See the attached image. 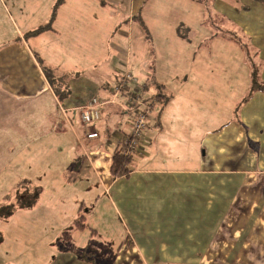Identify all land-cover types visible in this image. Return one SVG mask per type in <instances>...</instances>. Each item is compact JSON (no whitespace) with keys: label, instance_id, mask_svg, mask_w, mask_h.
Returning a JSON list of instances; mask_svg holds the SVG:
<instances>
[{"label":"crops","instance_id":"0c3cea01","mask_svg":"<svg viewBox=\"0 0 264 264\" xmlns=\"http://www.w3.org/2000/svg\"><path fill=\"white\" fill-rule=\"evenodd\" d=\"M153 1L64 0L51 21L58 0H0V209L20 186L39 190L32 209L0 223L25 212L27 228L41 217L52 237L70 233L48 264H99L100 243L116 245L110 264H264V89L246 99L254 71L264 88V0L233 12H258L239 28L256 52L248 74L208 71L199 58L194 69V56L176 85L149 79V42L131 32L137 21L151 28ZM188 1L205 11L213 2L229 21L235 11L227 0ZM125 74L150 111L129 174L114 179L113 157L132 132V94L114 97ZM226 97L230 107L217 104ZM94 100L105 104L100 120L84 127L81 112ZM242 204L250 212L234 215ZM81 216L87 227L76 231Z\"/></svg>","mask_w":264,"mask_h":264},{"label":"rangeland","instance_id":"374dc122","mask_svg":"<svg viewBox=\"0 0 264 264\" xmlns=\"http://www.w3.org/2000/svg\"><path fill=\"white\" fill-rule=\"evenodd\" d=\"M163 1L156 0L147 6V8H152L150 11L152 15V19H150L151 28L148 26L149 29H143L140 22L137 21L134 31L131 30L135 42L138 41V32L142 36L141 40L146 42L148 40L149 42H147V48L150 52L147 49L142 61H145L147 72L151 70L152 73H155L154 77L149 78L151 81L156 83V81L167 80L169 81L168 84L176 85L177 78H173L174 74L178 71L189 70L194 56L196 59L193 64L194 69L201 68V63L197 61L199 58L204 61V69L208 71L225 68V70L235 71L243 75L250 72L247 58L248 56H255L256 52L250 45L249 39L243 35L239 28L241 23L251 20L258 12H255L256 9H253L249 15L244 13L237 15L233 12H236V5L256 4L253 0L226 1L235 10L231 11L232 13L228 12L235 25L228 20L229 17L218 14L217 6L216 8L212 6L213 2H210L209 9L205 11L203 7L188 0ZM169 1L176 4H171ZM180 25L185 28L182 32L185 40V44L182 43L183 47L179 45L178 40L177 30ZM200 42H204V45H200ZM135 47L136 45L133 47L134 51ZM135 58L136 56L133 55L131 68L134 77L140 80L141 72H139V64ZM54 83L58 90L62 89L60 81L56 80ZM149 92L150 94H159L161 89L151 86ZM232 98L226 97L224 102L217 104L230 107L233 103ZM251 206L250 204L236 205L234 215L238 212L237 216H246L250 212ZM259 207V212L264 215V204ZM88 208L89 206H87ZM25 214L27 213L23 212L16 217L14 216L12 220L8 221L10 223L8 226H3L5 222L0 223V264H48L59 250L69 248L70 233L52 237L53 232L45 230L41 217H36L38 219L33 228H27ZM89 244L91 243L89 242ZM99 248L102 252L99 257L94 256L96 261L99 264H110L115 254L116 245L100 243ZM254 254L249 253L245 257L250 261L255 260L256 255Z\"/></svg>","mask_w":264,"mask_h":264},{"label":"built area","instance_id":"2783aa9c","mask_svg":"<svg viewBox=\"0 0 264 264\" xmlns=\"http://www.w3.org/2000/svg\"><path fill=\"white\" fill-rule=\"evenodd\" d=\"M134 81V78L130 74H125L121 82L114 89V97L117 99L123 94H132L128 88V82ZM141 101L139 94H132L130 103L132 109L129 110V120L132 127L131 135L128 137L125 144L127 145L124 155L132 157L138 151L139 145L143 140L144 134L148 129V114L150 106L144 105ZM105 104H101L96 100L87 104L81 112V121L84 127L92 125L94 122L100 120L101 112ZM128 110V109H127ZM98 133H91L87 135L88 139L98 138Z\"/></svg>","mask_w":264,"mask_h":264},{"label":"trees","instance_id":"16d2710c","mask_svg":"<svg viewBox=\"0 0 264 264\" xmlns=\"http://www.w3.org/2000/svg\"><path fill=\"white\" fill-rule=\"evenodd\" d=\"M64 0H58L55 10L52 15V19L55 17L57 9L61 6ZM195 1H202V0H195ZM50 21V23H51ZM50 27V24L40 28L37 32L34 34L41 33L45 30H47ZM46 76L48 79L51 81L52 85H54L55 79L53 72L50 70L45 69ZM264 89L263 86L260 84L258 80V75L257 71H254L252 74V91L250 95L247 98L251 96V94L256 91V90H261ZM127 145L124 144L121 150H118L112 161L111 165V175L114 179L123 177L129 174V165L131 164L132 160L131 157H127L124 155V152L126 150ZM39 198V190H29L26 187H21L18 189V192L16 194V199L14 203L6 204L0 209V218L3 220H8L16 211L18 210H28L32 209ZM86 224H85V217L81 216V218L76 221L73 224V228L76 231H81L86 229Z\"/></svg>","mask_w":264,"mask_h":264}]
</instances>
